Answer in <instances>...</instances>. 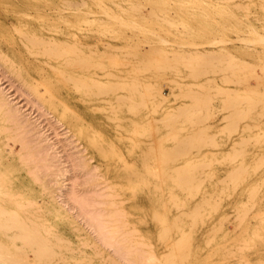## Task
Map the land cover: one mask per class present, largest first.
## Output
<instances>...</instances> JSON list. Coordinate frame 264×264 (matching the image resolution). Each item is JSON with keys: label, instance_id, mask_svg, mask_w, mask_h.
I'll list each match as a JSON object with an SVG mask.
<instances>
[{"label": "bare ground", "instance_id": "6f19581e", "mask_svg": "<svg viewBox=\"0 0 264 264\" xmlns=\"http://www.w3.org/2000/svg\"><path fill=\"white\" fill-rule=\"evenodd\" d=\"M258 1V10L250 11L243 6V0H65V9L79 13L84 27L100 36V48L96 46V49H89V53L83 54L68 47L70 51L67 42L23 35L27 40L26 47H31V53L41 52L55 59L63 57L64 66L79 64L84 69L92 70L91 73L66 74L61 85L71 90L86 89L87 92L82 94L84 102L103 101L108 108L105 109L112 111L113 120H117L112 125L114 130L121 131V134L123 132L127 136L123 134L124 138L130 134L128 139L131 140V134L139 133L140 130L135 131L138 129L154 130L160 126L158 122L168 127L166 131L156 133L162 136L157 141L153 139L154 135L149 134L146 141L142 139V146H126V151L138 154L139 167L144 168L143 171H139L138 166L128 168L131 171L123 167L126 173L121 170L123 175H127L125 177L147 176L149 180L145 179L147 186L143 189L145 197L158 201L163 208L161 216L155 210L150 213L160 228V238L170 241L167 250L155 256L158 264H186L196 229L204 223V211L215 208L217 198L219 201L231 198L237 187L263 163L264 151L263 155L251 152L254 145L246 138L248 135L252 142H257L264 135V94L256 92L258 86L253 90L248 84L250 82H247L248 76L258 77L259 73L254 76L255 66L264 70V0ZM62 22L65 24V21ZM71 25L74 24L71 22ZM163 27L167 29L166 35L172 37L171 42L167 43L165 34L161 33ZM229 32H234L235 36ZM33 38L38 41H33ZM141 41L147 43L146 48L139 47ZM36 45H39L38 49L34 48ZM89 46L92 47L91 43ZM69 55H72L70 59ZM121 61H125V67L117 68ZM145 70H150L153 76L174 73L178 79H169L170 89L164 95L151 80L152 76L148 79L141 76ZM260 75L264 77V72ZM257 79L252 80L258 82ZM259 81L264 84V79ZM177 99L180 100L178 103L169 105L170 101ZM168 106L171 108L169 111ZM124 108L127 109V119L123 120L122 117L121 121L119 115ZM166 108L167 111H163ZM213 109L222 111L224 124L212 129L211 124L203 122L213 117ZM145 125L147 128H144ZM231 131L241 135L232 140L218 158L213 156L199 161L202 153L201 156L197 153L205 147L214 146L220 136L227 140ZM153 140L158 144L156 152L162 160L159 159L158 163L156 160L155 166L160 167L161 171L152 169L149 166L151 163H146L147 159L156 155L151 149ZM163 141L170 144L161 149ZM112 150L115 157L121 155L117 150ZM204 151L212 154L209 149ZM215 160L231 161L232 164L220 178L207 184L214 175L212 165ZM137 181L140 183L142 180ZM2 187L3 179L0 176V191ZM251 189L252 186L249 191ZM253 191L248 192L247 207L255 203ZM14 201L18 204L22 198L16 196ZM239 205L240 202L236 203V207ZM245 208H240L238 213L234 210L239 218L236 224L246 216L249 208ZM16 211L6 198H0V264H28L32 261L67 264L61 245L50 242L47 228L46 231L38 220L40 216H30L31 212L17 216ZM187 222L191 224L187 225ZM219 223L213 225L214 231H211L212 227L208 231L214 233L221 229L223 223ZM210 239L205 241V245L210 243ZM28 253L32 255L31 260L27 259ZM150 253L151 258L153 252Z\"/></svg>", "mask_w": 264, "mask_h": 264}, {"label": "rangeland", "instance_id": "374dc122", "mask_svg": "<svg viewBox=\"0 0 264 264\" xmlns=\"http://www.w3.org/2000/svg\"><path fill=\"white\" fill-rule=\"evenodd\" d=\"M64 1L0 0V176L3 179L0 198L7 199L9 205L17 210V216L28 212L32 213L30 216H40L38 220L45 230L47 228L50 242L61 245L60 249L63 256H66L67 264H158L156 257L167 250L170 241L160 238V228L150 213L155 210L161 216L163 208L158 201L146 199L143 189L147 186L145 179L149 180L147 176L142 177L143 179L140 176H128L132 181L130 185L131 181L129 184V178L122 173L135 166H138L139 171L144 170L139 167L138 154L129 153L126 146H142V139L145 140L150 135H154L152 137L157 141V138L162 136L156 133L166 131L168 127H165L163 122H158L160 126L154 130L145 125L144 128L147 129L135 130H140L142 135L138 132L131 134L132 141L129 140L130 134H127L129 139L124 138L123 132L121 134V131L114 130L112 125L117 120H113L115 117L112 111L107 110L103 101L97 99L84 102L82 94L87 92L86 89L71 90L70 87L61 85L64 75L73 72L76 75L91 73V69H84L79 64V67L69 66L70 63L64 66L63 57L55 59L56 57L47 56L45 53H31V47H26L27 36L67 42V48L71 47L83 54L89 53V49H96V46H102L98 40L100 36L84 27L79 13L65 9ZM258 4V0H243V6L250 11L258 10ZM70 20L74 25H71ZM62 21H65L66 25ZM165 29L161 33L165 34L168 43L172 37L166 35ZM229 34L235 36L234 32ZM23 35L26 37L23 38ZM93 38L96 39L95 42ZM90 43L92 47L89 46ZM145 43L141 41L139 44L142 45L139 47L146 48ZM38 47L39 45L34 46L35 49ZM71 57L72 55H69L68 59ZM124 62L121 61L116 67H125ZM51 65L53 68H50ZM257 67L255 66L254 76L264 72ZM173 75L174 73H165L153 76L150 70L141 72V76L147 79L152 76L151 80L164 95L170 89L169 79H178L176 74ZM259 75L248 76L247 82H250L248 84L253 90L258 86L255 88H259L256 92L264 94L263 82V86L258 83L264 77ZM252 77L259 78L258 82L252 80ZM232 86L237 87L238 84L234 83ZM179 101H170L169 105H175ZM169 108L168 106V111L171 109ZM163 111L166 112L167 108ZM213 113V117L203 123L211 124L212 129L219 125L221 127L222 111L213 109ZM119 116L120 119H117L126 120L127 109H122ZM218 135L216 137L220 136ZM240 135L239 132L231 131L227 140L220 136L215 147H205L197 153L199 156L202 153L199 161H206L213 156L218 158L229 143ZM263 137L264 135L258 138L257 142H252L246 135L254 145L251 152L263 153ZM153 142L151 149L153 153L155 151L158 159L153 155L145 162L148 165L151 163V168L160 170L155 163L156 160L157 163L161 160V156L156 152L158 144L154 140ZM161 144L162 149L170 143L163 141ZM112 148L121 154L119 157L116 155L118 158L113 155ZM205 149L211 150L212 154L205 153ZM262 161L259 168L237 187L231 198L220 201L217 198L218 204L216 209L213 208L215 211H212V208L204 211V223L196 229L186 264H264V158ZM230 164L231 161L215 160L212 165L214 175L208 179L207 184L220 178ZM123 167H127L125 171ZM137 180L142 181L136 183ZM251 186V190L255 191V203L252 207L247 203V207ZM16 196L22 198L18 204L14 201ZM238 202L242 206L236 207ZM242 207L249 210L239 225L236 224L239 219L237 213ZM255 213L259 215L255 216ZM221 218L226 219L221 221ZM217 220L223 224L220 225L221 229L213 233V225L219 223ZM190 224L187 222V225ZM206 238L211 239L210 243L205 245ZM238 245L244 248H239ZM150 252H153L151 258ZM31 257V253H28L27 259L31 260ZM153 258L156 261L152 260ZM28 264L40 263L32 261Z\"/></svg>", "mask_w": 264, "mask_h": 264}]
</instances>
